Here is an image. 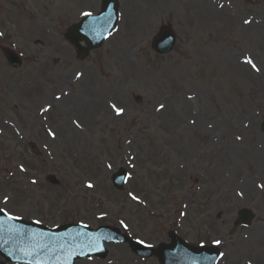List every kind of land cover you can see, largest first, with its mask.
<instances>
[{
    "label": "rangeland",
    "instance_id": "rangeland-1",
    "mask_svg": "<svg viewBox=\"0 0 264 264\" xmlns=\"http://www.w3.org/2000/svg\"><path fill=\"white\" fill-rule=\"evenodd\" d=\"M119 4L103 46L78 60L63 35L100 0H0V47L23 59L14 70L0 51V209L47 227L116 226L152 245L170 231L195 246L220 240L217 264H264V0ZM163 25L177 41L158 55ZM241 208L249 227L235 225ZM107 248L75 264H158Z\"/></svg>",
    "mask_w": 264,
    "mask_h": 264
},
{
    "label": "water",
    "instance_id": "water-1",
    "mask_svg": "<svg viewBox=\"0 0 264 264\" xmlns=\"http://www.w3.org/2000/svg\"><path fill=\"white\" fill-rule=\"evenodd\" d=\"M116 0H104L102 12L97 16H89L75 25L70 32V37L74 40H85L88 48H94L101 44L103 38L106 37L109 29L113 26L115 21V7ZM174 43L173 33L164 28L157 36L153 45L160 53L169 52ZM85 52L81 53L83 57ZM8 60L17 66L19 61L8 50L5 51ZM264 129V124H263ZM124 178L122 171H119L114 177L113 181L117 188H121V182ZM118 180V183H117ZM250 215L242 214L244 221H249ZM0 218L7 221L6 217L0 213ZM13 229H21L17 234ZM115 230L109 228H99L95 231L84 230V227L69 226L63 228V231L57 232L47 230L40 226L25 225L23 222L8 221L5 226V231L0 233V253L7 255L8 260L14 262H31L33 264H72L75 257L96 254L103 256L105 251L102 250V243L104 240L117 237ZM125 239V238H124ZM132 249L140 254H147L153 252L150 248L142 249L139 246L131 243ZM90 248L93 250L90 251ZM175 248L179 250L178 256L181 253L189 254L184 262L192 261V257L200 258L204 255L205 250H191L175 240L173 245L166 249V252L173 254L174 251H169ZM217 255V251H212ZM166 254V253H165ZM168 258V254H166ZM163 260V257L161 258ZM3 264V263H0Z\"/></svg>",
    "mask_w": 264,
    "mask_h": 264
},
{
    "label": "snow or ice",
    "instance_id": "snow-or-ice-1",
    "mask_svg": "<svg viewBox=\"0 0 264 264\" xmlns=\"http://www.w3.org/2000/svg\"><path fill=\"white\" fill-rule=\"evenodd\" d=\"M82 15H84V16H92V13L91 12H84V13H82ZM244 23L247 24V23H250V21H244ZM0 35H3V34L0 33ZM245 62L250 64L253 68H256L255 63L252 61V59L250 57L246 58ZM163 107H164V105H160V108H163ZM113 108L115 109L117 115H121L123 113V111H124L122 108H116L115 105H113ZM49 134L52 135L53 137L56 135L55 132H52L51 130L49 131ZM109 167H111V166L109 165ZM20 168H21V171L25 170L23 165H21ZM33 183H35V181H33ZM86 186L88 188H90V189L94 187V185L91 182H88ZM261 187H264V185H261ZM241 195H242V193H241ZM5 199H7V198H5ZM133 199H138V198L133 196ZM0 212H3L4 215L7 217V221L4 220L3 218H0V233H3L5 231V226H6L8 221L18 220V219H20V217L12 215L11 213L7 212L6 209H0ZM36 223H40V221H36ZM121 224H124V222L121 221ZM124 227L127 228V225L124 224ZM12 231H14L15 233L19 234L22 230L21 229H13ZM214 242L216 244H220L221 243L220 240H216ZM140 243H144V241H140ZM91 250H93V249L90 248V251Z\"/></svg>",
    "mask_w": 264,
    "mask_h": 264
},
{
    "label": "bare ground",
    "instance_id": "bare-ground-1",
    "mask_svg": "<svg viewBox=\"0 0 264 264\" xmlns=\"http://www.w3.org/2000/svg\"><path fill=\"white\" fill-rule=\"evenodd\" d=\"M234 145V144H233ZM256 259H258V261L260 260H262L263 259V257L262 256H260L259 254H256ZM263 261V260H262Z\"/></svg>",
    "mask_w": 264,
    "mask_h": 264
}]
</instances>
